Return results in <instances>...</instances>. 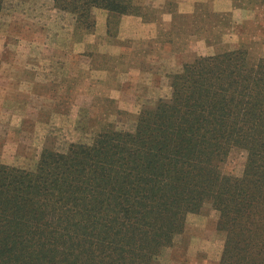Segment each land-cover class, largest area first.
<instances>
[{
    "label": "rangeland",
    "instance_id": "obj_1",
    "mask_svg": "<svg viewBox=\"0 0 264 264\" xmlns=\"http://www.w3.org/2000/svg\"><path fill=\"white\" fill-rule=\"evenodd\" d=\"M0 1V193L25 194L20 204L46 200L45 216L24 217L22 232L13 230L34 242L25 264L37 251L45 257L40 264H141L130 256L147 255L152 264H235L230 249H237V264H261L255 247L263 235L239 232L237 248L211 201L186 212L178 229L158 242L164 232L134 224L133 212L115 215L112 226L98 192L105 188L125 198L129 192L134 201L159 182L164 170L145 162V154L151 159L159 153L140 143L143 130L172 106L181 122L184 114L201 115L194 93L207 79L198 81L196 73L221 70H209L205 59L232 58L220 75L225 82L231 72L249 81L257 73L264 81V0H120L124 14L104 9L100 0ZM187 88L188 95H177ZM257 148L223 145L213 176L233 192H264V146ZM108 153L119 168L99 188L90 178L92 171L96 179L102 173L98 162ZM75 155L83 161L77 173L86 177L81 193L87 211L50 214V197L38 192L46 177L40 168L50 171ZM95 208L100 212L93 215ZM123 249L130 254L123 256Z\"/></svg>",
    "mask_w": 264,
    "mask_h": 264
},
{
    "label": "trees",
    "instance_id": "obj_2",
    "mask_svg": "<svg viewBox=\"0 0 264 264\" xmlns=\"http://www.w3.org/2000/svg\"><path fill=\"white\" fill-rule=\"evenodd\" d=\"M98 1L92 2L95 4ZM100 3L110 12L124 14L127 11L120 0H100ZM84 12L82 11V16ZM231 60L232 58L228 59L226 56H216L203 61V64L208 65L209 70H212V67L221 69L218 75L210 72L200 74L197 71L198 81L207 79L204 86L194 93L195 102L202 107L201 115L192 113L186 119L184 114V121L181 122L176 117L182 114L181 111L177 106H172L169 108L174 109L167 116L146 125L143 130L146 135L139 142L149 146L150 149L154 148L159 155H153L150 159L145 154L148 158L145 162L154 165V169L161 167L164 171L159 182L148 186L143 193L138 192L133 197L134 201H130L129 192L126 198L114 195L113 191L105 190V188L98 192V196L105 198L108 203L106 216L112 220V226H115L114 220L118 219L115 215H121L120 212L124 214L133 212L136 216L133 219L134 224L142 222V226H145L147 223L145 227L148 230L150 227L156 230L153 232L155 235L164 232L163 238L158 240L163 242L165 236L169 238L174 230L178 229L180 219L186 212L201 208V203L204 201H211L213 206L221 212L219 224L228 225L230 241L232 244L237 243V248L238 243L241 242L237 235L239 232L259 231L260 235L264 236V192L262 189L257 194L251 192L254 197L249 195L246 189L233 192L231 186L226 185V181L220 183L218 175L214 177L212 174L216 169L215 164L221 155L223 145L232 142V144L249 148L264 146V81L258 77L257 73L253 74L256 80L249 81L247 78L236 77L234 72H231L228 81L225 82L220 75L227 73L225 64ZM197 66L201 68V62L198 61ZM192 69L195 70L194 67ZM185 77L188 78V74ZM181 78L182 76L179 77ZM255 81H259L260 85L254 84ZM195 88L193 84L192 90ZM190 90V88L180 90L177 95H188ZM177 95L173 100L175 103H179ZM108 155L109 153L105 154L104 159L98 162L102 173L99 172L96 179L94 173L96 171H92L93 176L90 178L93 183L95 180L99 181L96 185L99 188H102V184L106 185L110 173L119 168L114 155L112 157ZM67 160L68 163L57 161L56 166L50 171L40 168V172L45 173L46 177L40 178L42 183L37 187L39 195L45 194L50 197L47 199L51 203L50 214L68 216L70 213L75 217L87 211L82 205L84 197L81 193L86 177L82 173H77L83 164L81 156H70ZM254 182L260 185L258 179ZM75 186L80 190L73 194ZM207 186L213 189L209 190ZM24 195H14L9 191L0 193V224L8 227H0V232L3 233L0 234V249H6L0 250L1 254H5V256L0 255V264H5V259H10L11 264H25L27 256L34 253L26 250L31 246L34 249V242L26 236L22 238L18 232H22L23 229L22 218L30 219V215L41 218L46 215L43 213H46L43 206L46 200L31 199L28 203L20 204L19 200ZM8 197L11 198L8 199ZM55 204L58 205V209L53 210ZM98 212L100 210L96 208L91 211L93 215ZM141 216L145 219L141 220ZM14 221L17 223H13ZM112 226L111 230L114 228ZM13 230L18 232L13 233ZM263 236L259 239V246L256 245L255 248L258 249L257 253L264 257ZM248 241L252 245L251 239ZM126 247L130 246L126 245ZM39 249L44 248L39 245ZM42 254L44 253L37 251L35 257L31 259L32 264H40L41 259L45 260ZM122 254L123 256L130 254L129 249H123ZM232 254L236 257L235 264H237V249H230L228 256ZM130 258H134L141 264H152L150 255L142 258L130 256ZM261 264H264V258Z\"/></svg>",
    "mask_w": 264,
    "mask_h": 264
}]
</instances>
